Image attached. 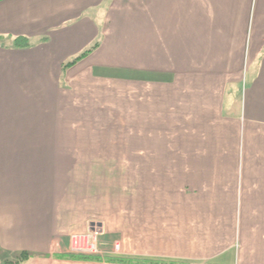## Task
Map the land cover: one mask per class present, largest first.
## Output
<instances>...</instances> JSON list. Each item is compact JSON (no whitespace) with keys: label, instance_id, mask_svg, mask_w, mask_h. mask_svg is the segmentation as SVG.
<instances>
[{"label":"crops","instance_id":"0c3cea01","mask_svg":"<svg viewBox=\"0 0 264 264\" xmlns=\"http://www.w3.org/2000/svg\"><path fill=\"white\" fill-rule=\"evenodd\" d=\"M95 10L96 19L100 10L108 11L102 16L104 27L84 18ZM100 36L88 55L94 74L133 70L146 84L151 103L163 102L164 114H171L179 102L177 123L186 124L180 128H208L213 137L220 136L223 148V124L240 121L232 117L233 102L247 62L251 69L257 63V71L247 70L244 81L241 122L246 131L236 139L237 150H220V144L214 151L192 152L190 140L184 139L177 141L183 145L178 153L173 149L166 156L138 160L141 192L145 183L148 196L165 194L166 188L162 192L159 184L146 182L157 177L176 187L173 213L157 223L167 232H137L128 240L129 251L139 257L179 264H264V0H0V42L51 37L58 45L55 51L0 45V264L22 252L34 256L23 264L64 262L51 250L66 252L70 242L65 235L86 221L75 171L90 166L98 186L99 170L119 167L123 182V167L132 165L97 160L93 146L91 157H84L79 145L66 142L79 135L64 107L73 102L66 99L70 94L61 93L60 65ZM126 55L136 64L118 62ZM155 86L168 90L157 97ZM30 103L59 104L64 113H17L19 105ZM152 111L163 113L159 107ZM251 142L254 146L246 148Z\"/></svg>","mask_w":264,"mask_h":264},{"label":"rangeland","instance_id":"374dc122","mask_svg":"<svg viewBox=\"0 0 264 264\" xmlns=\"http://www.w3.org/2000/svg\"><path fill=\"white\" fill-rule=\"evenodd\" d=\"M115 9L119 10L120 8L116 7ZM96 12V10L89 11L84 18L87 17V19L96 23L97 27H104L102 24L104 17L102 16L104 14L107 16L108 11L103 12L100 10L98 12L97 19H101L99 23L94 15ZM22 38L30 44L27 48L33 46L37 49L46 48V51H55L58 47L55 42H52L51 37H44L36 42H30L27 37ZM102 38L103 36L98 37L83 53L81 51L79 54L69 55L65 62L60 65L61 93L70 94L71 97L66 99H71L69 101L73 102L72 105L64 107L67 113L72 115L75 121V133L79 135L70 139L66 138V142L67 144L70 142L71 146L73 144L79 145L84 157H91L90 146H93L92 152L97 160H111V164L114 165L127 161L132 165L127 168L128 172L126 167H123L125 170L124 177H122L123 182L121 181V169L119 167L118 169L112 167L108 170H99L96 175L98 186L93 183L95 175L90 166L89 168H83L81 171H75L77 201L80 200L81 202V212L86 216V221L71 228L65 235V238L69 239L70 242L66 252L62 251V253L61 250L55 251L52 249L50 253L53 255L52 257L64 261L59 264H73L71 262L73 260L96 262L89 264H179L178 261L173 259L153 258L150 252L151 257L145 258L139 257L138 253L134 254L135 251H129L128 236H133L134 233L136 235L137 232H148L149 234L159 230L167 232L165 229L157 227V223L163 215L172 217V196L176 188L175 186L170 187V185L167 187L166 182L157 177L152 182L148 180L146 182L148 185L151 183L159 184V191L162 190L161 187L166 188L165 194L160 195L157 199H154L155 195H152L154 193H148L150 195L148 196L145 193V183H143V191L141 192L137 162L150 156L151 159L159 155L166 156L173 149L176 153L183 148V145L177 143V141L181 143L186 141L184 139L190 140L192 152L203 151L204 149L214 151L220 148L221 143L217 142L220 136L216 134L213 137V132L208 128L207 130L203 128L194 129L191 126L180 128L183 124H186L177 123L181 122V114H175L179 102L172 103L174 104V113L164 114L166 112L164 103L157 105L158 103H151L148 100V88L145 83H141L138 80L139 78L134 76L133 70H123L115 73L109 71L95 72L94 74L92 68L88 66V55L94 49L95 46L93 45H99L98 43L101 42ZM0 45L3 49L8 50L27 49L25 46H17L15 41L14 43L2 41ZM128 57L129 55H126L124 59L118 62L136 64L134 59H128ZM49 66H52L53 69L56 68V64L53 63H50ZM82 66L84 70H81ZM257 67L256 63V65H252L251 69V65L247 62L244 70V80L240 83L242 85L240 86V92L234 95L235 100L233 102L236 111L232 117L240 118V121L225 122L223 124L221 131L224 134L222 139L225 147L223 148L221 144L220 150H225L226 146L230 150H237L239 147L236 139L240 138L246 131L244 124L241 122L245 110L244 81L246 83L247 70L256 72ZM21 72V69L15 72L19 82L23 78ZM248 83H252L251 77L248 78ZM155 88H158L154 89L157 91V97H162L163 92L168 90L167 87L163 88L161 86H155ZM176 94H174V97H176ZM22 101H25V99H22ZM58 103H61L60 99ZM61 107L59 104L54 107H45L34 106L30 103L19 105L17 113L27 115L45 112L62 114L64 111ZM157 107L160 108V111H163L161 115L154 114V111H152ZM191 120L194 121L195 118L192 117ZM136 122H138V125H136ZM231 128L232 130H230ZM225 133H230L229 138L232 137L231 141H227ZM98 135L104 137L101 138ZM167 144H172V149ZM250 146H254V142H251L248 146L246 144V148ZM102 147L104 149L100 151L99 149ZM186 147L188 149V146ZM180 152L183 151L180 150ZM185 152H187L186 149ZM151 176L155 177L154 174H151ZM104 181L107 185H102ZM149 199H152V201H149ZM89 235L92 236V241L97 244L95 253H84L75 251L72 248L73 240L76 239L84 243V237ZM131 243L133 244V241ZM22 254L30 253L22 252L14 257L8 256L2 260L1 264L6 261L14 262ZM80 257L84 259H80Z\"/></svg>","mask_w":264,"mask_h":264},{"label":"built area","instance_id":"2783aa9c","mask_svg":"<svg viewBox=\"0 0 264 264\" xmlns=\"http://www.w3.org/2000/svg\"><path fill=\"white\" fill-rule=\"evenodd\" d=\"M80 238V237H79ZM85 242L73 240V249L84 253H95L97 251V244L92 241V236H85Z\"/></svg>","mask_w":264,"mask_h":264},{"label":"trees","instance_id":"16d2710c","mask_svg":"<svg viewBox=\"0 0 264 264\" xmlns=\"http://www.w3.org/2000/svg\"><path fill=\"white\" fill-rule=\"evenodd\" d=\"M15 44L17 46H25L26 48L30 46L28 41L26 39L19 37L18 39L15 40ZM32 256L30 254H22L21 256L18 257V259L14 262L11 261H6L4 264H23L27 260H29ZM75 258V257H73ZM78 259V258H77ZM80 259H84L83 257H80Z\"/></svg>","mask_w":264,"mask_h":264}]
</instances>
